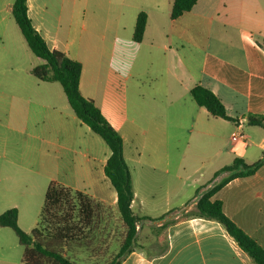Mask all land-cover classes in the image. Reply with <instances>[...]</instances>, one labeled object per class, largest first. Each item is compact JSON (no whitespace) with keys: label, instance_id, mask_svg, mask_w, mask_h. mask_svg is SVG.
Masks as SVG:
<instances>
[{"label":"crops","instance_id":"obj_1","mask_svg":"<svg viewBox=\"0 0 264 264\" xmlns=\"http://www.w3.org/2000/svg\"><path fill=\"white\" fill-rule=\"evenodd\" d=\"M14 1L0 0V58L8 55L19 58L24 54L18 49L23 40L14 27ZM27 4L33 25L49 47L70 56L67 50L62 49L58 38L59 24L52 25L56 29L52 27L53 30H49L44 21L42 10H46L45 2L27 0ZM147 15L144 37L138 43L144 42L152 23L150 13ZM152 16L160 40L150 39L145 57L154 58L157 49L162 48L173 51L178 64L167 68L165 74L170 75L172 81H163L159 93L150 95L149 100L161 95L170 105L180 106L176 113L179 124L196 132L203 146L197 158L196 174L184 175L182 165L177 162H167L162 169L152 163L141 165L137 177L131 172L134 213L163 218L143 220L138 224L137 246L122 259L121 264H256L222 223L198 216L197 201L204 192L229 175V172H223L214 176L217 170L230 165L235 158L253 163L264 156V127L248 123L250 113L264 115V0H199L177 19L170 17L169 9L170 29L161 28L157 21L165 18L162 17L164 14L158 12ZM176 23L178 29L175 30ZM138 50L139 47L133 45L117 47L120 57L129 62L138 57ZM25 53L28 57L29 53ZM43 63L31 64L27 71L33 74V68ZM56 83L40 79L14 83L10 86L12 92L0 99V205L4 206L2 212L18 208V220L22 211L19 203L36 201L38 187L42 191L45 179L49 181L47 185L51 181L64 184L59 177H71L73 181L67 185L79 184L74 180H81L91 189L81 191L108 201L103 196L104 188L110 182L105 172L110 155L107 147L92 135L93 131L87 124L71 113L68 109L70 104H65ZM197 84L210 88L234 120L214 116L198 105L191 94V89ZM80 88L84 94L82 76ZM115 88L117 95L121 96L120 88ZM138 96L149 103L144 92H138ZM103 98L104 93L101 101ZM94 101L119 131L116 120L95 98ZM224 124L230 128L226 138L221 133ZM240 129L245 134L246 143L237 144L231 136ZM61 152L67 155L64 162H61ZM109 195L110 202L115 205L117 192L114 196ZM213 198L221 200L225 213L264 247V164L251 176L230 180ZM37 213L34 211L32 217ZM168 220H174L167 227L168 249L163 254L150 257L147 250L162 247L156 240V227ZM34 223L31 231L38 222ZM16 246L20 260L9 261L6 253H1L0 264H25L21 260L24 248L19 240Z\"/></svg>","mask_w":264,"mask_h":264},{"label":"rangeland","instance_id":"obj_2","mask_svg":"<svg viewBox=\"0 0 264 264\" xmlns=\"http://www.w3.org/2000/svg\"><path fill=\"white\" fill-rule=\"evenodd\" d=\"M43 1L46 4V10H42V15L45 17L44 21L48 29L53 30L52 27L56 26L52 25L59 24L58 38L62 49L67 50L70 56L83 64L82 89L84 94L95 98L105 112L116 120L124 138V157L134 177H137L141 165L152 163L156 164L158 169H162L167 162L180 163L184 175L196 174L199 160L197 158L200 157L203 142L196 132L188 131L179 124L176 113L179 112L180 106L170 105L161 95L157 99L149 100L150 95L159 93L163 81H172L173 78L165 74L167 68L178 64L173 51H164L162 48L157 49L154 58L145 57L147 54L145 50L150 39L160 40L152 15L158 12L164 14L162 17L165 18L157 21L161 28L170 29L172 20L169 17V9L172 0ZM140 11L149 12L152 23L144 42L136 43L132 37ZM14 27L25 43H19L18 47L19 51L24 54L19 58L9 55L6 58H0V99L12 92L10 86L14 83L38 81L31 72L27 71V67L31 64H38L40 61L45 62L29 48L16 23ZM177 27L176 23L175 30L178 29ZM132 45L139 47L138 57L129 62L120 57L117 47ZM25 51L29 53L28 57ZM56 85L61 89L65 104L69 105L61 84L57 82ZM116 86L123 93L121 96L117 95L118 92L114 90ZM138 92H144L149 103L144 102L143 97L138 96ZM103 93L104 98L101 101ZM60 104L63 108V102ZM68 109L74 113L70 106ZM227 126L228 124H224L221 131L225 138L230 134V128ZM92 135L107 147L108 154H110V148L105 141L94 132ZM63 142L61 139V143ZM205 145L207 146V143ZM65 154L61 152V162L67 160ZM79 159L82 160V157L80 156ZM59 178V181L64 183L63 185L73 181L71 177ZM48 182L45 179L42 191H39L41 188L38 187L36 201L19 203L22 204V211L18 223L27 232L31 231L33 221L35 223L40 221V207L44 204ZM74 182H79V184L66 185L73 189L91 190L89 186L82 184L81 180H74ZM108 183L106 186L108 189L104 188L103 196L108 200L106 202L115 208L116 204L110 202L109 194L114 196L116 190L110 182ZM3 208L1 203L0 212ZM34 211L38 212L36 217H32ZM145 227L147 228L146 225ZM85 231L91 235V239L87 241L82 238L79 242L68 241L63 245L64 251L80 264H107L118 251L124 235V226L120 222L110 221L103 230L102 221V223H95L91 231ZM17 242L18 238L12 229L0 227V254L6 253L9 261L20 260V252L17 253L16 248ZM89 243L92 250L101 249L103 254L94 257L89 250Z\"/></svg>","mask_w":264,"mask_h":264},{"label":"trees","instance_id":"obj_3","mask_svg":"<svg viewBox=\"0 0 264 264\" xmlns=\"http://www.w3.org/2000/svg\"><path fill=\"white\" fill-rule=\"evenodd\" d=\"M198 1L172 0L170 17L179 18L183 13L190 11ZM12 13L32 52L45 60V63L33 68V74L43 81L59 82L75 115L99 135L110 148L105 172L117 192V203L115 208H112L103 199L51 181L46 189L40 221L31 232L19 226V210L16 207L9 208L0 214V226L11 228L17 235L19 243L24 248L21 260L25 264H80L66 254L63 245L68 241L79 242L82 238L87 241L91 239V235L85 230L91 231L95 223L103 221L104 230L108 222H120L124 226L123 239L116 255L107 264H121L122 259L137 246L138 224L143 220L157 221L163 217L152 218L134 213L132 202L135 193L131 171L124 157L123 137L94 99L82 93L80 88L82 62L68 56L62 50L49 47L45 38L33 25L28 13L27 0H15ZM147 19L148 15L145 11L138 13L133 33L135 42L143 40ZM191 94L196 103L205 107L212 115L234 120L228 115L222 100L210 88L197 84L191 89ZM248 123L264 127V115L250 113ZM263 164L264 156L253 163H247L242 158H235L230 165L222 167L214 174L218 176L223 172H229V175L204 192L197 201L198 216L215 219L222 223L256 264H264V247L240 228L225 213L222 201L214 199L213 196L233 178L251 176ZM173 222L174 220H168L156 227V240L162 247L154 251L147 250V255L152 257L167 251V227ZM90 245L89 243L88 247ZM90 248L94 257L103 254L101 249Z\"/></svg>","mask_w":264,"mask_h":264},{"label":"built area","instance_id":"obj_4","mask_svg":"<svg viewBox=\"0 0 264 264\" xmlns=\"http://www.w3.org/2000/svg\"><path fill=\"white\" fill-rule=\"evenodd\" d=\"M231 138L237 144L246 143L245 134L242 129L233 132Z\"/></svg>","mask_w":264,"mask_h":264}]
</instances>
